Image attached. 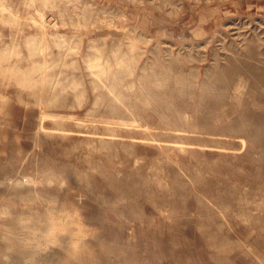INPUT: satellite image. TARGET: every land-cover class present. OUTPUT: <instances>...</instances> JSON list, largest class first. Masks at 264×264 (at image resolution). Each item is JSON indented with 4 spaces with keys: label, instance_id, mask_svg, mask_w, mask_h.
<instances>
[{
    "label": "rangeland",
    "instance_id": "374dc122",
    "mask_svg": "<svg viewBox=\"0 0 264 264\" xmlns=\"http://www.w3.org/2000/svg\"><path fill=\"white\" fill-rule=\"evenodd\" d=\"M30 258L264 264V0H0V264Z\"/></svg>",
    "mask_w": 264,
    "mask_h": 264
},
{
    "label": "bare ground",
    "instance_id": "6f19581e",
    "mask_svg": "<svg viewBox=\"0 0 264 264\" xmlns=\"http://www.w3.org/2000/svg\"><path fill=\"white\" fill-rule=\"evenodd\" d=\"M29 247V246H28ZM24 248V247H23ZM29 261H30V263H33L34 264V262H32L33 260L30 258V259H28Z\"/></svg>",
    "mask_w": 264,
    "mask_h": 264
}]
</instances>
